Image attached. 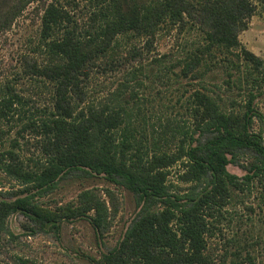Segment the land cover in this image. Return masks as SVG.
I'll return each instance as SVG.
<instances>
[{
    "label": "rangeland",
    "instance_id": "374dc122",
    "mask_svg": "<svg viewBox=\"0 0 264 264\" xmlns=\"http://www.w3.org/2000/svg\"><path fill=\"white\" fill-rule=\"evenodd\" d=\"M104 1L0 0V202L28 199L61 217L53 227L21 212L11 214L0 232V264H103V256L141 218L189 209L212 188L211 174L193 175L187 158L165 169L167 196L149 201L121 177L88 168L72 170L51 185L26 180L47 165L50 138L40 126L58 114L62 99L58 76L52 78L51 70L64 61L51 54L42 37L44 15L51 4L65 9L84 38L93 31L90 19ZM134 1L157 11L167 0ZM169 1L182 11L181 18L167 15L151 28L115 37L79 77L75 109L125 107L145 158L178 155L184 147L203 159L212 145H225L226 170L240 184L203 206L207 264H264V156L233 147L200 104L205 95L223 111L239 113L253 93L259 117L250 131L261 136L264 146V3ZM222 29H230L239 47L208 49V35ZM242 50L263 62L260 70L244 61ZM10 97L12 104L3 101ZM255 171L257 176L246 183L245 177ZM96 203L104 207L100 231L89 218L96 212L86 211ZM75 212L82 215L68 218Z\"/></svg>",
    "mask_w": 264,
    "mask_h": 264
},
{
    "label": "trees",
    "instance_id": "16d2710c",
    "mask_svg": "<svg viewBox=\"0 0 264 264\" xmlns=\"http://www.w3.org/2000/svg\"><path fill=\"white\" fill-rule=\"evenodd\" d=\"M261 2L264 3V0ZM155 10L139 6L134 0L125 4L118 0L104 1L90 19L93 31H86L84 38L75 31L76 23L63 8L51 4L43 18L42 37L47 41L51 54L64 61V64L51 70L52 78L58 76L56 80L62 99L57 103L58 114L52 115L50 120L42 121L40 126L42 133L50 138L47 165L40 175H28V182L38 180L51 185L72 170L88 168L108 177H121L130 190L149 201L167 196L165 169L183 158L188 159L193 175L208 171L212 176L211 190L195 206L179 211L166 209L161 213L144 216L133 225L113 251L103 256V264H207L205 236L208 230L203 206L209 201L228 196L230 187L240 184L237 177L226 170L229 160L222 152L225 145H212L203 159L195 157L194 149L186 151L184 147H181L178 155L162 154L145 158L133 130L129 129L125 107L114 111L93 107L75 109L73 96H81L79 77L86 74L92 61L106 52L115 37L128 31L151 28L167 15L174 20L182 16V11L174 8L169 0L164 8ZM71 25L73 28H69ZM61 32L64 34L60 39L54 38ZM207 40L208 49L217 46L239 47L230 29H222L219 34H209ZM242 55L244 61L255 70L263 66V62L253 53L242 50ZM13 98L3 101L12 104ZM255 98L250 93L244 110L239 113L223 111L216 100L205 95L200 97V104L209 120L222 129L225 140L231 142L233 147L253 149L264 156L261 136L250 131L253 119L259 117L254 108ZM257 174L255 171L247 175L245 182L252 181ZM87 210L96 212L95 217L89 218L95 229L100 231L104 222L103 205L96 203ZM16 212L42 225L50 224L53 227H58L61 219L56 213L28 199H17L12 203L2 201L0 232L7 218ZM77 215L82 214L71 213L68 218Z\"/></svg>",
    "mask_w": 264,
    "mask_h": 264
}]
</instances>
